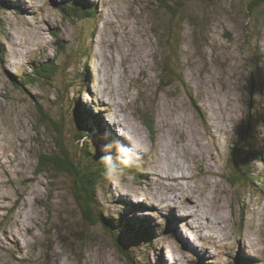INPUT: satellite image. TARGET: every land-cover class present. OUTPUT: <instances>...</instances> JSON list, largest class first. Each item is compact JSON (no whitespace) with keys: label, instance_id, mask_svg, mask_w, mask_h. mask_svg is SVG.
<instances>
[{"label":"rangeland","instance_id":"obj_1","mask_svg":"<svg viewBox=\"0 0 264 264\" xmlns=\"http://www.w3.org/2000/svg\"><path fill=\"white\" fill-rule=\"evenodd\" d=\"M66 1L0 0L5 50L0 60V264H194L196 255L203 264H225L239 253L249 256L250 264H264V183L255 178L264 174V4L256 10L257 20V12L250 17L247 11L248 0H183L176 15L153 0H84L95 13L82 20L69 15ZM170 29L180 40V67L173 63L175 77L168 84L163 69L170 57L165 51ZM38 60L55 61L58 70L51 80L25 89L12 83L14 76L32 73ZM79 100L94 107L136 159L131 172L110 173L98 195L106 215L148 219L156 229L153 240L126 242L129 254L103 224L84 219L69 177L51 166L41 168L54 154V122L61 108ZM203 112L215 124L218 144L207 136ZM124 116L141 129L145 143ZM250 126L259 140L249 136ZM181 128L205 135L214 152L212 172L204 165L199 179L180 180L186 194L196 190L198 216H191L192 207L181 197L155 191L164 181L153 167L157 143L168 135L176 143ZM253 149L260 159L250 153ZM172 155L186 167L196 165L182 150ZM200 168L198 163L194 171ZM237 168L253 174L237 177ZM148 176L151 190L144 182ZM225 214L228 240L214 237L217 243L211 245L201 236L216 230L200 231L198 217L206 221ZM247 235L258 250L248 246Z\"/></svg>","mask_w":264,"mask_h":264},{"label":"trees","instance_id":"obj_2","mask_svg":"<svg viewBox=\"0 0 264 264\" xmlns=\"http://www.w3.org/2000/svg\"><path fill=\"white\" fill-rule=\"evenodd\" d=\"M66 2L67 4L63 5L69 10V15L76 14V19L86 18V16L90 18L95 13L92 11L93 7L89 8L91 6L90 2L84 0H68ZM153 2L169 10L172 15H176L178 9L184 5L183 0H153ZM262 3L264 4V0H249L247 2V11L250 17L253 16L254 11H259L258 7L263 5ZM175 4L177 6H173ZM1 9L2 6H0V10ZM260 16L261 13L257 12L256 19L258 20ZM2 21L0 17V24ZM177 35L178 33L173 29H170L165 35V51L170 57L165 61L163 79H166L168 84H171L175 77L173 63L179 66V63L176 62L179 53L178 45L180 42ZM4 56V46L0 43L1 61L4 60ZM179 61L180 60H178V62ZM87 64L88 63H85L86 66ZM32 70V73L23 72L18 76H14L12 83L19 89H25V85L39 82L43 80V78L51 80L57 73L58 68L55 66V61L46 64L38 60L36 63H33ZM180 77L182 76L180 75L179 78ZM180 80L183 81V78H180ZM75 103L71 104V108H61L62 113L60 112L61 115L58 118V123L54 122L56 148L51 157H45L44 165L42 164L41 168H50L51 166V168L62 175H72L75 182L73 187L77 203L85 219L93 225L103 224L113 233L114 237L119 239V245H121L123 249L126 248V242L128 241L133 242L132 244H136V240H153L156 229H154L152 225V227L150 226V221L148 219L130 218L128 215H119L117 218H112L110 215H106L98 195L107 185V176L113 172H131L130 169L133 170L132 166L135 165L136 159L127 153V150L123 147L120 140H116V134L114 132L112 133L109 129V124L94 111V107L91 106V104L88 105L87 102H83L82 100ZM39 107L43 108L40 103ZM252 117L253 115L249 113L247 121L250 124L253 120ZM143 121L148 129L153 131V123L145 117ZM255 132L251 133L250 126L249 136H254L255 139L259 140L260 138L257 137V133ZM250 153L256 156L257 159L261 158V153L256 149H253ZM247 160L250 159L248 158ZM247 160L243 162L248 164L249 161ZM235 172L237 173V177H241V174H243L244 177H242L244 179L253 174L250 168L244 172L237 168ZM229 175H231V173ZM255 178L257 181L260 180L261 184L264 183L263 173L256 175ZM229 179L231 180L233 178L230 176ZM250 189L253 191L255 190V193L258 192L255 187H250ZM167 223L169 227L172 221L167 219ZM118 231L120 233L124 232L125 234H129V238H125L121 234L122 237L119 235ZM121 239H123V242ZM124 250L126 251V249ZM250 261L249 256L239 253L234 256H229V261L225 264H250ZM194 264H203L200 255L195 256Z\"/></svg>","mask_w":264,"mask_h":264},{"label":"bare ground","instance_id":"obj_3","mask_svg":"<svg viewBox=\"0 0 264 264\" xmlns=\"http://www.w3.org/2000/svg\"><path fill=\"white\" fill-rule=\"evenodd\" d=\"M119 108H121V110L123 109V104L121 102H118L117 109L119 110ZM203 113H204V117L207 118V122H208L207 136H208V134L212 135L213 142L218 144L217 134H216V132L213 131V127H215V124L211 119H209L208 116H206V114H207L206 112H203ZM123 121L130 127L129 128L130 131L134 132L138 136V138L143 143H145L146 137H145L144 133L141 131V129L136 127V125L132 124L130 122V119L127 116H124ZM177 130L174 128L173 134ZM181 131H182V135L180 134L181 139L179 141H177L176 143H173L172 136H169V135L166 136V138H163V141L157 143L156 156L154 158L153 167L162 175V177L164 178V181L160 182L159 178H157L159 180V183H157V184H162V186L160 187L159 190H155V191L163 192V193L169 192L167 194L174 193L177 197H181L183 199L182 201H184L188 206L192 207V210L190 212L191 216H198L200 209H199L198 201L195 200L196 190L192 189V192L190 194H186L187 189L185 187L181 186L180 180L181 179L188 180L190 178L199 179V177L201 175V171L203 172L205 166H206L208 172H212L214 169H213V167H211V164H212L211 163V157L214 155V152H211L209 150L210 147H209V144L205 141L206 140L204 137L205 135L202 136L200 134V132L194 131V130H192L191 132L190 131L188 132L186 129H183V128H181ZM180 150H182L184 152L187 161L190 159L194 160V163L196 164L194 167H198V163H199V166H201L199 171L195 172L194 167H186V166L182 165L181 163L173 161L174 157L172 154L173 153L178 154ZM206 152L208 153V156L205 155ZM141 156L144 157L143 154ZM176 156H178V155H176ZM187 170H190L192 172L191 175L186 174ZM150 177H152V176H150ZM167 181H170V185H166ZM144 182H148V184L150 185V190L154 187L153 185L151 186V184H150L151 178H149V176L146 177V181H144ZM205 182L207 184L210 183V181H205ZM157 184H154V185H157ZM202 192L205 193V190L203 189ZM138 197H140V196H138ZM184 197H187V199H184ZM215 201H216V204L218 203V205L222 208L223 212L225 213L224 202H222L219 199V197H217ZM169 204L173 205V201H169ZM191 219L193 220L192 217H191ZM216 219H218V220H216ZM219 219L221 221H219ZM198 220H199V224L197 226L195 224V226L200 231L203 228H209L211 231L216 230V232L208 234L209 236H207V235L201 236L203 238L205 237V239L208 237L209 241H211V245L217 243V241L214 237L218 238L221 236L224 238L225 235L223 234V230L226 228L224 225L227 221L226 214L220 215L218 218L217 217L216 218L207 217L206 221H202L198 217ZM190 228H191V226H190ZM192 228H193V226H192ZM194 229L196 231V228H194ZM246 238L248 240V246L250 248L256 249V250L259 249L258 243L255 242L251 238L250 235H247ZM224 239L228 240L227 238H224ZM183 241H185L184 237H183ZM199 243H200V241H199ZM207 248L208 247H206V250H207Z\"/></svg>","mask_w":264,"mask_h":264},{"label":"water","instance_id":"obj_4","mask_svg":"<svg viewBox=\"0 0 264 264\" xmlns=\"http://www.w3.org/2000/svg\"><path fill=\"white\" fill-rule=\"evenodd\" d=\"M249 1V0H248ZM60 152H61V150H60ZM64 176H67V177H69L70 179H71V181H72V186H71V188H72V193H73V196H74V199H75V202L77 203V199H76V195H75V192H74V180H73V176L72 175H67V174H65ZM77 205H78V203H77ZM79 207V206H78ZM79 209H80V207H79ZM82 212V211H81ZM82 215H83V213H82ZM83 217H84V215H83ZM84 219H85V217H84ZM86 220V219H85ZM88 221V220H87ZM89 222V221H88ZM89 223H91V222H89ZM93 225V224H92ZM98 224H96V226H97ZM121 252V251H120ZM123 253V252H122ZM121 253V255L123 256V254ZM124 257V256H123ZM125 257L127 258V259H129L126 255H125ZM113 260L116 262V261H118L117 260V258L116 259H114L113 258Z\"/></svg>","mask_w":264,"mask_h":264}]
</instances>
